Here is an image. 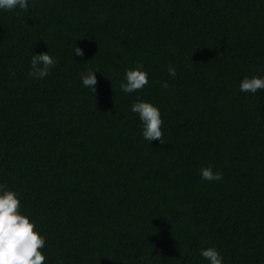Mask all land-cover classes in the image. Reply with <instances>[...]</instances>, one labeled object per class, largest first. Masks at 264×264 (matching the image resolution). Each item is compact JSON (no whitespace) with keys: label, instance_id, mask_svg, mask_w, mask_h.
<instances>
[{"label":"trees","instance_id":"trees-1","mask_svg":"<svg viewBox=\"0 0 264 264\" xmlns=\"http://www.w3.org/2000/svg\"><path fill=\"white\" fill-rule=\"evenodd\" d=\"M44 51L59 63L37 79L30 60ZM137 62L149 84L128 94L119 85ZM254 75L264 0L0 10V183L46 235L45 264H207L209 246L223 264H264V90L239 91ZM138 94L160 107L165 143L143 139ZM209 165L221 180L201 178Z\"/></svg>","mask_w":264,"mask_h":264},{"label":"clouds","instance_id":"clouds-1","mask_svg":"<svg viewBox=\"0 0 264 264\" xmlns=\"http://www.w3.org/2000/svg\"><path fill=\"white\" fill-rule=\"evenodd\" d=\"M34 2V0H32ZM30 0H0V10L14 11L20 9L29 10ZM74 56H84L83 47L76 46L73 49ZM59 63V58L49 51L35 53L31 56L29 74L37 79H43ZM99 70L88 68L80 73V79L84 87L96 93L97 75ZM169 77H176L175 66L167 67ZM149 84V73L143 63L137 62L133 68L125 70L124 79L120 83V89L128 94L139 92ZM161 87L167 89L168 81L160 82ZM264 90V76H245L239 84V91L255 94ZM131 111L138 114L141 122L142 137L151 143L158 140L165 143L164 123L161 109L149 100L137 96V100L131 105ZM202 179L209 182L219 181L223 174L219 170H213L211 165L202 166L199 170ZM20 194L10 188L6 183H0V264H45L46 254L42 251L46 245V235L36 227L37 221L26 211L22 210ZM200 256L207 264H223L224 256L215 246L200 249ZM57 264H63L57 259Z\"/></svg>","mask_w":264,"mask_h":264}]
</instances>
